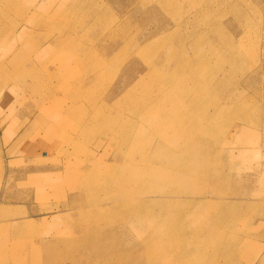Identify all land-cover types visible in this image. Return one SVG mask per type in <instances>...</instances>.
I'll use <instances>...</instances> for the list:
<instances>
[{
  "label": "rangeland",
  "instance_id": "rangeland-1",
  "mask_svg": "<svg viewBox=\"0 0 264 264\" xmlns=\"http://www.w3.org/2000/svg\"><path fill=\"white\" fill-rule=\"evenodd\" d=\"M129 37L142 46L153 44V53L137 49L126 58L122 45ZM173 57L208 66L216 89L189 113L201 125L193 140L210 148L207 164L185 181L200 194H186L181 210L187 216L175 219L172 213L162 222L183 230L170 240L180 243L205 229L198 250L170 251L166 258L148 252L130 264H264V0H0V264L85 260L82 239L97 227L93 190L78 185L80 175L91 165H109L101 176L93 174L107 180L132 153L116 130L90 123L96 94L106 88L119 98L146 74L151 59L159 65ZM144 113L127 114V121L155 137L157 128L166 132L174 126L162 111L149 123ZM212 115L214 128L204 117ZM146 154L141 143L138 155ZM148 168L138 165L136 178L152 172ZM198 213L205 221L195 225L192 216ZM210 226L216 232L209 234Z\"/></svg>",
  "mask_w": 264,
  "mask_h": 264
},
{
  "label": "bare ground",
  "instance_id": "bare-ground-1",
  "mask_svg": "<svg viewBox=\"0 0 264 264\" xmlns=\"http://www.w3.org/2000/svg\"><path fill=\"white\" fill-rule=\"evenodd\" d=\"M31 12H33V10ZM66 37L68 36L66 35ZM144 38H147V37H145L144 35ZM66 42H67V39H66ZM164 42L165 40L163 42L158 41L157 45L158 46L162 45ZM122 46L124 48L123 51H124V54L126 55V58L129 55L133 54L135 52L134 50L137 51V49L139 50L140 53L142 52V54L144 55H147L149 53L152 54L154 50L153 44L147 43L145 44V46H142L139 40H136L135 42H133V39H131L130 37L125 39ZM155 48L157 49V47ZM81 49H83V47ZM196 56L203 60V55L198 53V55ZM178 58L173 57L172 59L162 61L160 62L159 65L158 63H154L155 61L154 59H151L149 62L148 70L146 71V74L139 81L137 80L132 81L130 85L126 88V91L124 92V94L119 98H114L113 96H111V94L109 96L107 94L108 92L106 88L105 89L101 88L99 93L96 94L97 97L94 102L95 108L93 109H97V112H95L94 115L92 116L91 118L92 121L90 123L92 124L101 123L102 126H104L108 131H112V129L116 130L115 134L117 135V137H120L123 140L125 148L129 147V152L130 153L132 152V153L129 155V158L126 157L125 160H123V162L121 163L120 171L111 169L112 175L110 177H107L108 178L107 180L98 179L93 174L95 175L100 174L101 176V174H104L105 172L109 171L110 169L109 165L106 167H101V166L99 167L97 165H91L88 167L89 165L88 164L86 165L88 169L83 171L82 175H80L81 172H79L80 180L78 181V185L80 184V186H82V188L85 191H88L89 189L93 190V192H90V191L89 192L91 195L92 202L94 204V208L92 210H94L96 214L95 226L97 228L92 229L93 232L91 231V233H89L90 235L89 237L86 236L88 237L87 238L88 240L86 238L82 239L83 242L84 240H86L83 243L85 247L87 245V249L86 250L84 249L86 252L83 253L85 260L82 261L78 258L75 260L76 264L77 263H81V264H130L131 262H135L136 260H138L139 256H144V254L148 252H152V253L158 252L160 253V255H163V257L166 258L167 257L166 254L170 253V251L177 252V251L182 250L184 253H187L189 250L194 251V250L200 249L199 248L200 246L199 234H202L200 233V230L203 231L205 229L204 225L201 229L198 228V231H199L198 234L189 236L188 238H186L184 241L180 243L179 241L177 242V241H170V240H176L175 237H178L180 234H182L183 230H181L180 228L166 226L162 222V217H164V215L176 213L174 216L176 217L175 219H179L182 216L188 215V213L184 211L186 207L184 206L186 203L184 198H187V195H186L187 193L189 194L195 193L194 195L200 194V190L192 191L190 190V188H188V186L185 183L187 179V174L194 171L195 169H200V167H203L204 164H207L205 158L207 156V153L210 152L209 147H206V146L200 147L197 144V142L193 140V137H195L198 134L199 129H201V125L200 123L194 122V119H195L194 116L190 115L189 113H192V110L194 109H199V101H201L200 98L202 96L206 97L213 90L214 85L212 84V81L214 79L213 77L214 74L210 72L211 73L210 75L209 74L210 68L202 64L201 61L199 60L197 61L195 60L192 62L189 58L187 59L184 58L182 60ZM46 63H49V62H46ZM115 63L113 65H115ZM165 71H168V72H165ZM189 73L192 74L190 77H189ZM56 74L58 75V72H56ZM23 75L30 76L31 78L35 77L34 74H29L28 71L27 72L25 71V74ZM57 80H58V77H57ZM30 82L32 83L33 81H30ZM222 85L224 84H221L219 86L222 87ZM115 86L117 87V85ZM31 87L32 86L30 85V88ZM67 88L68 87H66V89ZM45 89H47V87ZM214 89H216V87ZM147 97H149L148 101L146 100ZM139 101L140 103H138ZM171 106L174 108H172ZM213 107L217 109L216 105H213ZM71 111L72 112L74 111L73 108L71 109ZM143 111H145L143 115V122L147 121L149 123V121H152L153 119H155L156 114H159L160 111H162L166 114L164 115L168 117L169 121L173 120L174 126H171L172 125L171 124L170 130L166 132H163L159 128H157L156 130L160 131L158 132L159 133L158 135L160 137H155L153 135L148 134V132L145 129H143V127L142 128L137 127V125H132L129 123L130 121H127L128 119L127 114H129L130 116L136 117L137 115H140ZM156 111H159V112L156 113ZM204 117H205V120L211 123L210 127H213V125H215L217 115H212L209 117L204 116ZM159 119L161 120V118ZM162 120H163V117H162ZM154 142L155 144L153 145ZM141 143H142V148L146 149L147 151V154L145 156L138 155V150L140 151ZM76 144H75V147L77 146ZM92 144L94 143L92 142ZM47 145L45 144V146ZM142 164H147L149 166L148 169H151L152 172H145V171L142 172L141 174L142 179L138 180L136 178L138 177L136 172H138V165H142ZM117 167L119 168V166ZM151 183H153L154 186H151ZM100 190H102V193L99 192ZM195 201L196 200L192 201L191 199V202L194 203ZM92 202H89V203H92ZM197 202H200V201H197ZM187 203H189V201ZM183 206H184V210H181V207L183 208ZM207 216H208V219H206V221H209L210 215L208 214V212H207ZM192 217L194 218V219L192 218V223H194L195 225L196 224L200 225L205 221V218L203 219V221L201 220L203 215H201L200 213L193 215ZM205 224H208V223H205ZM134 226H141V229L135 230ZM206 228L209 234L214 231L213 230L214 228H212V226L206 227ZM119 234L125 235V238L118 240ZM145 234H148V236L144 237ZM83 236H84V233H83ZM53 242L54 241H52L51 244H54ZM49 248L50 247H48V249ZM44 251H46V249ZM57 253H60V251ZM49 260H51V257L49 258ZM42 261H44L43 258H42ZM164 264H180V262L179 260L176 262L167 261Z\"/></svg>",
  "mask_w": 264,
  "mask_h": 264
}]
</instances>
